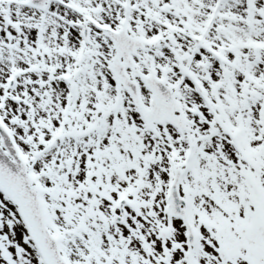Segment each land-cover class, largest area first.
<instances>
[{"label": "snow or ice", "instance_id": "snow-or-ice-1", "mask_svg": "<svg viewBox=\"0 0 264 264\" xmlns=\"http://www.w3.org/2000/svg\"><path fill=\"white\" fill-rule=\"evenodd\" d=\"M0 264H264V0H0Z\"/></svg>", "mask_w": 264, "mask_h": 264}]
</instances>
